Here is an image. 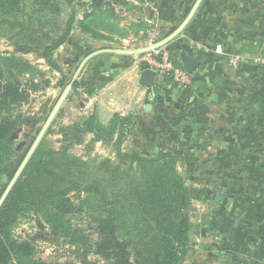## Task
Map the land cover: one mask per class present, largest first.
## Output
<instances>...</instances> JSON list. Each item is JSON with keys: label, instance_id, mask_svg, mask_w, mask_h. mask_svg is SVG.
Returning <instances> with one entry per match:
<instances>
[{"label": "rangeland", "instance_id": "rangeland-1", "mask_svg": "<svg viewBox=\"0 0 264 264\" xmlns=\"http://www.w3.org/2000/svg\"><path fill=\"white\" fill-rule=\"evenodd\" d=\"M170 1L174 4V10L179 12L178 22L185 20L197 0ZM5 4L7 3L0 2V76L2 75L5 81L22 83L30 93L26 101L11 105L5 111L17 117L33 119L31 123L24 124L13 136L17 155L25 154L26 157L68 86H71L69 94L39 143L42 144L45 153L61 148L63 141L66 142L62 128L76 124L80 126L95 112L104 126L108 125L110 114L128 115L137 113L138 110V114H143L145 103L138 100L141 95L137 91L133 96H128L129 99H134L133 103L137 105L135 109L124 104L123 96L127 93L126 89L122 87L109 89L110 82H104L102 86L98 83L99 77H103L104 73L117 75L116 71L123 66L135 65L138 67L136 72H141L144 69L142 65L144 54L125 56L95 53L106 49L145 48L144 42L149 37L147 36L149 32L139 35L141 38L138 36L124 46L120 41L111 46L95 40V37L102 36L103 33L110 35L109 37L116 35L110 32L109 23L97 17L98 14L95 13L94 20L88 17L84 22H80L83 24L79 23V17L88 15L85 0H23L19 8ZM71 16L74 21L69 41L54 51L53 59L59 68L57 70L39 58L40 50L35 49L42 43L43 45L49 43L43 34H49L55 39L61 37ZM39 22L44 24V27L41 28ZM19 23L29 27L28 32L22 31ZM83 27L90 33L85 32ZM167 35L169 34L161 32L159 36L165 38ZM178 39L177 37L170 44H173L172 49L175 53L182 50L180 45L182 42L178 43ZM24 47H30L33 52L27 54ZM164 80H161V83ZM136 89L141 88L136 85ZM214 97L215 94L211 98ZM106 106H109V109L101 111L102 107ZM214 110L218 112L219 107ZM189 126L191 127L192 123ZM198 127H203L202 122ZM130 129L131 133L126 134L122 144L124 153L158 157L167 152L166 147L157 144L158 136L155 135V131L147 137V131L153 129L151 122L137 119ZM117 138L118 135L114 142L103 143L96 142L93 134H87L80 145L74 144L69 148L75 156L87 162V175L92 177L94 182L97 180L108 186L107 196L110 198L117 195L116 190L109 186L116 182L114 166H120L124 170L130 169L118 155L115 144ZM196 139V145L181 146L182 160L178 165V171L186 179V186L191 195L188 210L191 221L189 251L180 264H219V243L223 239L221 230L225 225L224 219H239L234 221V224L243 225L246 220H251V216L246 215L250 213L248 210L264 208V166L256 167L258 162L260 165L263 164L264 153H238L237 156L243 164L237 168H224L221 161L222 153L209 152L205 147L203 130L197 131ZM68 144L69 142L66 143ZM108 161L112 162L107 163ZM257 175L260 177L259 183H256L258 179L255 180ZM100 186V192L104 191L102 185ZM257 191H261L259 199L254 198ZM87 194L92 198L86 199ZM98 194L100 193L95 191L86 193L83 191L78 194L72 192L75 216L70 235H63L50 241H35L33 259L56 264H85L84 261L87 259L104 264L103 259L95 255L94 247L98 235L96 227L99 225L95 219L100 214H105L108 206L104 208V202L97 198ZM218 194L223 195L222 201L216 200ZM95 199L101 201L95 202ZM122 213L131 216L132 211L127 209ZM236 213L239 216L236 217ZM248 229L251 230V223ZM131 230V237H136L137 230L133 228ZM36 233H39V226L37 218L33 216L19 219L14 228V234L21 240L33 239L37 237ZM211 242H215L216 245L210 246ZM210 256L216 258L217 263H214L216 260H209ZM136 259L139 258L134 256L135 264Z\"/></svg>", "mask_w": 264, "mask_h": 264}, {"label": "crops", "instance_id": "crops-1", "mask_svg": "<svg viewBox=\"0 0 264 264\" xmlns=\"http://www.w3.org/2000/svg\"><path fill=\"white\" fill-rule=\"evenodd\" d=\"M102 1V5L92 7L93 0H85L88 15L78 20L79 23L88 17L94 20L95 13L98 14L97 17L109 23L110 32L116 35L109 37L103 33L95 40L111 46L118 41L124 46L145 32H149V37L144 45L152 37L158 43L185 21L177 22L179 12L174 10L170 0ZM161 32L169 35L162 38ZM177 37L178 43L182 42V50L202 61L199 71L190 74V87L181 88L169 77L162 83L161 80L156 82L152 88L141 86L140 76L146 67L143 61L141 72H136L138 67L135 65L123 66L116 71L117 75L104 73L99 77L98 85L110 82L109 89H126L124 104L135 109L134 99L128 96L137 91L141 95L138 100L145 103L143 114H138L139 110L129 114L134 115L135 121L151 122L153 129L147 131V137L155 131L157 144L166 147L167 151L182 150L181 146L185 144L196 145L197 131L203 130L205 147L209 152L222 153L224 168H237L243 164L238 153H264V67L258 62L264 58V0H203ZM176 38L163 48L175 53L170 44ZM219 46L222 51L216 53ZM199 47H206L207 51ZM114 51L106 49L95 55L118 54ZM234 57L238 58L236 67L230 63ZM136 85L141 89H136ZM217 107L218 112L214 110ZM108 109L109 106L102 107L101 111ZM116 114L120 113L110 114L109 123ZM201 122L203 127H198ZM262 166L264 162L256 165ZM256 179L259 183L258 175ZM260 195L261 191H257L254 198L259 199ZM247 212H250L246 215H250L251 220H246L243 225L234 224L239 219H224L219 264H264V208H252ZM250 223L251 230L248 229ZM214 244L211 242L210 246ZM212 257L209 260L217 263Z\"/></svg>", "mask_w": 264, "mask_h": 264}, {"label": "trees", "instance_id": "trees-1", "mask_svg": "<svg viewBox=\"0 0 264 264\" xmlns=\"http://www.w3.org/2000/svg\"><path fill=\"white\" fill-rule=\"evenodd\" d=\"M0 2L19 8L23 0ZM73 19L71 16L61 37L55 39L43 34L49 43H42L35 49L40 50L39 58L57 70L54 51L68 41ZM39 26L42 28L44 24L39 22ZM19 27L24 32L29 30L24 23H19ZM24 49L27 54L33 52L30 47ZM172 54L179 59L177 52ZM91 89L93 91L94 87ZM29 94L22 83L5 81L0 76V199L25 157V154L17 155L13 136L33 120L11 115L5 109L26 101ZM134 123L133 114H116L104 126L95 112L80 126L62 128L66 142L63 141L61 148L45 153L42 144L37 147L0 208V264H56L33 259L34 242L70 235L75 216L71 193L83 191L100 193L97 198L104 202V208L108 206L106 213L95 219L99 223L95 255L101 257L104 264H135L134 256L139 258L136 264H180L184 261L189 251L191 195L186 179L178 171L182 150L167 151L158 157L124 153L122 144ZM87 134H93L96 142L103 143L114 142L118 135L115 142L118 155L130 169L114 166L116 182L109 184L117 192L113 198L107 196V185L94 182L87 175V162L69 149L74 144L80 145ZM85 168L87 170L83 171ZM100 185L104 189L102 192ZM90 198L92 196L87 194L86 199ZM98 199L95 202L101 201ZM127 209H131V216L122 213ZM32 216L37 218L39 226L37 237L19 239L14 234L18 220ZM132 228L137 230L136 237H131ZM84 263L97 264L87 259Z\"/></svg>", "mask_w": 264, "mask_h": 264}, {"label": "water", "instance_id": "water-1", "mask_svg": "<svg viewBox=\"0 0 264 264\" xmlns=\"http://www.w3.org/2000/svg\"><path fill=\"white\" fill-rule=\"evenodd\" d=\"M203 0H197L194 4L193 8L191 9L189 15L185 19V21L180 25V27L174 31L170 36H168L166 39L159 41L158 43L154 44L150 47H145L138 50H116L114 52L121 54V55H134V56H140L142 54L149 53L151 51L157 50L159 48L165 47L167 44H169L173 39H175L178 35L182 33V31L186 28V26L189 24L193 16L195 15L199 5L201 4ZM103 4L102 0H93L91 3L92 7H98ZM177 56L179 57L182 66L189 74H195L201 67L202 61L200 58L190 55L186 50H180L177 52ZM139 83L143 87L152 88L156 84V73L151 69H144L141 73ZM71 90V86H68L63 93L62 97L60 98L58 104L56 105L55 109L53 110L52 114L50 115L49 119L47 120L44 128L40 132L39 136L37 137L35 143L33 144L32 148L26 155L24 161L22 162L20 168L15 173L14 178L12 179L11 183L9 184L8 188L6 189L5 193L0 199V208L4 204L5 200L7 199L10 191L12 190L14 184L22 174L24 168L26 167L27 163L31 159L32 155L34 154L35 150L37 149L39 143L43 139L44 135L46 134L48 128L50 127L51 123L53 122L55 116L57 115L59 109L61 108L63 102L65 101L67 95L69 94ZM223 195L218 194L216 197L217 201H222Z\"/></svg>", "mask_w": 264, "mask_h": 264}, {"label": "built area", "instance_id": "built-area-1", "mask_svg": "<svg viewBox=\"0 0 264 264\" xmlns=\"http://www.w3.org/2000/svg\"><path fill=\"white\" fill-rule=\"evenodd\" d=\"M156 43L157 39L152 37L146 41L145 46L150 47ZM200 50L207 51V48L202 47ZM221 51L222 49L220 46L216 48V53H221ZM143 62L146 63L145 69H151L156 73V82H160V80L169 77L182 88H188L192 85L190 74L184 69L181 61L176 59L167 49L159 48L145 54L143 56ZM258 62L264 67V58L260 59ZM230 63L236 67L238 65V58H232Z\"/></svg>", "mask_w": 264, "mask_h": 264}]
</instances>
